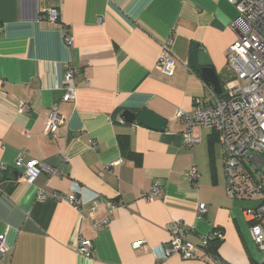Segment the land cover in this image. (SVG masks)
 Instances as JSON below:
<instances>
[{"label":"crops","instance_id":"0c3cea01","mask_svg":"<svg viewBox=\"0 0 264 264\" xmlns=\"http://www.w3.org/2000/svg\"><path fill=\"white\" fill-rule=\"evenodd\" d=\"M52 6L56 24L43 18ZM238 15L228 0H0V238L10 248L0 264H264L246 213L257 200L227 194L218 132L191 127L201 142L187 147L188 124L175 117L210 98L189 66L191 44L199 64L220 76ZM164 48L176 60L173 75L157 66ZM69 67L80 69L77 96L64 101ZM55 103L64 123L52 138ZM143 109L166 119V129L123 117ZM19 155L58 174L44 169L27 182L14 167ZM194 165L196 182L187 177ZM155 182L162 192L147 199ZM40 190L49 196L40 199ZM201 203L207 211L198 217ZM176 221L190 226L194 243L216 228L225 238L198 258H165ZM82 238L93 243L90 256L78 250Z\"/></svg>","mask_w":264,"mask_h":264},{"label":"built area","instance_id":"2783aa9c","mask_svg":"<svg viewBox=\"0 0 264 264\" xmlns=\"http://www.w3.org/2000/svg\"><path fill=\"white\" fill-rule=\"evenodd\" d=\"M228 1L237 7L239 15L232 24L237 32V39L227 50L229 75L222 86L223 91L217 94L209 85V99L197 98L192 112L180 109L175 117L188 124V129L183 134L187 147H194L201 142L200 137L191 134V127L201 126L218 132L222 146L226 192L234 198L257 200V204L247 209L246 213L253 240L264 252V0ZM43 18L54 24L59 22V7L45 9ZM2 29L0 23V33ZM64 40L68 45H72L74 41L71 34H65ZM157 66L168 75L174 74L176 60L167 48L159 54ZM79 70L69 67L65 72L62 86L64 101L76 99L77 88L74 78ZM21 110L29 111L30 107L22 103ZM63 123L64 117L59 113V104L55 103L51 106L47 118L46 134L56 138L57 131ZM92 145L96 146V142H92ZM14 167L21 171L20 177L30 183L44 169L51 175L58 174L56 169L47 167L40 160L31 158L25 161L22 155L16 158ZM5 168L6 165L3 164L2 169ZM199 175L197 165L192 166L187 172V177L193 182L197 181ZM162 188L159 182H155L146 198L152 200L159 196ZM47 196L48 193L40 190L38 194L40 199ZM68 199L77 204L75 195ZM206 211V204L201 203L198 217L203 216ZM104 223L106 222H95V227ZM170 231L171 238L165 247V258L174 254H180L186 259L198 258L212 240L222 241L225 238L224 231L216 228L210 234L202 235L200 244L194 243L188 239L190 226L182 221L172 222ZM144 243L145 240H139L134 246H141ZM92 248L91 240L83 238L80 240L78 250L82 255L90 256ZM9 250L5 236H2L0 258Z\"/></svg>","mask_w":264,"mask_h":264},{"label":"water","instance_id":"95a60500","mask_svg":"<svg viewBox=\"0 0 264 264\" xmlns=\"http://www.w3.org/2000/svg\"><path fill=\"white\" fill-rule=\"evenodd\" d=\"M198 49L199 45L197 42H193L190 48V57H189V66L197 72H200L202 78L205 82H207L210 86L213 87L214 91L217 94H221L223 91L221 78L216 71V69L212 66H201L198 62ZM123 117L126 121L134 122L137 120L142 125H145L150 128H154L157 130H165L167 127V120L158 114L148 110L143 109L138 115L131 112L125 111L123 113Z\"/></svg>","mask_w":264,"mask_h":264},{"label":"trees","instance_id":"16d2710c","mask_svg":"<svg viewBox=\"0 0 264 264\" xmlns=\"http://www.w3.org/2000/svg\"><path fill=\"white\" fill-rule=\"evenodd\" d=\"M200 73V72H199ZM222 75H224V77H228V75H229V70H228V68H227V70L223 73V74H221L220 75V78H221V83H222V86H223V84H224V82H225V80L223 79V76ZM121 144L123 145V142L121 141Z\"/></svg>","mask_w":264,"mask_h":264},{"label":"rangeland","instance_id":"374dc122","mask_svg":"<svg viewBox=\"0 0 264 264\" xmlns=\"http://www.w3.org/2000/svg\"><path fill=\"white\" fill-rule=\"evenodd\" d=\"M222 76H223V79H224V80H226V79H227L226 77H224V75H222ZM262 252H263V251H262Z\"/></svg>","mask_w":264,"mask_h":264}]
</instances>
